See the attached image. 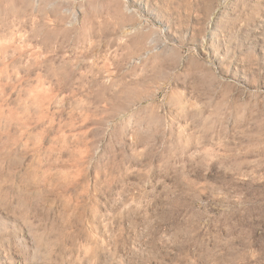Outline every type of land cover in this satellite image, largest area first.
I'll return each mask as SVG.
<instances>
[{
  "label": "rangeland",
  "instance_id": "obj_1",
  "mask_svg": "<svg viewBox=\"0 0 264 264\" xmlns=\"http://www.w3.org/2000/svg\"><path fill=\"white\" fill-rule=\"evenodd\" d=\"M0 70V264H264V0H0Z\"/></svg>",
  "mask_w": 264,
  "mask_h": 264
},
{
  "label": "bare ground",
  "instance_id": "obj_2",
  "mask_svg": "<svg viewBox=\"0 0 264 264\" xmlns=\"http://www.w3.org/2000/svg\"><path fill=\"white\" fill-rule=\"evenodd\" d=\"M5 85L7 86V84H4V78L2 76V71L0 70V97L6 91L7 87ZM3 106L2 107L0 106V122L3 121L7 122V126H8L7 133H10V131L14 129H21L24 131L26 140L30 141V139L32 138L31 124H33L31 123L32 107L28 105L25 106L24 109L22 110V114L19 115L17 111L6 110L3 108Z\"/></svg>",
  "mask_w": 264,
  "mask_h": 264
}]
</instances>
